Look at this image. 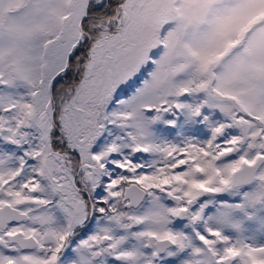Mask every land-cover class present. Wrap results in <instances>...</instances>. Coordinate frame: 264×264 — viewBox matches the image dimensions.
<instances>
[{
    "label": "snow or ice",
    "instance_id": "1",
    "mask_svg": "<svg viewBox=\"0 0 264 264\" xmlns=\"http://www.w3.org/2000/svg\"><path fill=\"white\" fill-rule=\"evenodd\" d=\"M0 264H264V0H0Z\"/></svg>",
    "mask_w": 264,
    "mask_h": 264
}]
</instances>
